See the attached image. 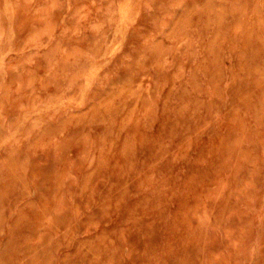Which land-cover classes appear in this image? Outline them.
I'll return each instance as SVG.
<instances>
[{"label":"rangeland","instance_id":"1","mask_svg":"<svg viewBox=\"0 0 264 264\" xmlns=\"http://www.w3.org/2000/svg\"><path fill=\"white\" fill-rule=\"evenodd\" d=\"M0 264H264V0H0Z\"/></svg>","mask_w":264,"mask_h":264},{"label":"bare ground","instance_id":"2","mask_svg":"<svg viewBox=\"0 0 264 264\" xmlns=\"http://www.w3.org/2000/svg\"><path fill=\"white\" fill-rule=\"evenodd\" d=\"M257 30V29H256ZM253 37V36H252Z\"/></svg>","mask_w":264,"mask_h":264}]
</instances>
